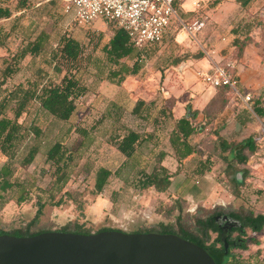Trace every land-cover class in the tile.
I'll return each instance as SVG.
<instances>
[{
	"label": "rangeland",
	"instance_id": "obj_1",
	"mask_svg": "<svg viewBox=\"0 0 264 264\" xmlns=\"http://www.w3.org/2000/svg\"><path fill=\"white\" fill-rule=\"evenodd\" d=\"M28 2L26 10L13 17L14 19L20 16V20L17 22L16 29L18 33L17 35L14 34L15 39L11 36L7 41V46L10 49L15 48L22 37H27L30 34L34 36L41 30L49 31L48 45L55 46L59 36L63 31H66L83 44L85 52L88 54L91 47L85 37L87 30H93L95 34L103 32L100 46L110 36L109 26L105 22L98 20L100 21L99 25L93 23L88 26H78L69 20L70 15L65 14V18L62 0H52L50 2L46 0H28ZM7 3L14 11L15 0H7L5 4ZM261 9L258 10V14L262 12ZM252 13L256 14V11ZM53 16L55 19H53ZM185 18L188 21L195 19L191 16ZM246 18L249 23V30L257 28V34L262 38L261 43L264 45V18L253 20L250 15ZM206 23L205 21V26ZM241 23L244 24V22ZM196 37H198V34ZM176 38V40H169L167 43L164 42L160 46L151 48L142 59L140 72L136 76L126 77L120 84V86H123L121 88L114 84L105 83L101 85L99 77L95 78L94 76L96 69L93 68V64L90 63L87 70L86 66L83 67V62L79 77L86 84L88 90L84 96L75 100L76 110L66 123L53 119L42 111L37 104L33 105L31 115L25 118L23 122L29 123L33 118L32 114H34L36 125L43 130V136L35 141L39 144L40 150L29 165L22 166L16 161L13 163V167L16 169L15 175L18 178H25L34 182L37 189L34 190L35 188H33L31 190L32 197L29 202L16 204L11 198H8L5 203L0 205L1 230L12 231L24 227L34 216L36 196H46L39 190H46L51 185L50 169L48 164L43 161L44 151L48 145L54 140L64 138L67 147H76L82 141V137L75 133V126L91 131L90 127H94L98 120H101L100 124H98L96 130L90 132L91 137L85 140L86 142L83 145L85 148L82 149L81 158L74 162L69 181L64 188L73 195L74 200L65 197L59 207L46 205L39 215L38 223L33 227V231L49 228L58 229L67 222L79 221L85 223L92 232L102 227L134 232L141 228H156L159 223H164L171 225L172 230L175 232L182 228L192 234H199L196 220L204 218L218 206L221 208V212L241 211L239 208H242L244 212L250 210L254 214H264V126L256 121H248L244 124L237 123L239 125L236 127L231 125L235 122L233 113L237 112L238 102L229 95L232 100L230 106L231 116H234L231 118L232 123L230 124L229 120L222 117L218 119L217 123L208 125L203 132H199V134L192 137L191 142L196 144L197 151L182 160L180 165H178L177 159L164 137L170 131L171 121L167 122L163 130L158 131L159 143L154 152L166 150L167 155L162 163L171 172H174L172 174L173 178L169 181V186L160 192H156L151 188L140 191L134 187L139 176V167L134 168L131 163L124 164L123 157L106 140L107 134H102L111 124L110 117H115L117 114L120 115L123 124L133 129L140 131L148 130L147 128L151 129L150 123H146L145 126L140 121L138 124L134 122L130 113L131 104L137 98L150 99L157 97L156 92L163 85L167 84L168 87H171L170 91L175 93H177L176 87L178 84L189 87V82L193 83L195 87H210L203 84L194 72L189 75V58L185 62L182 61L178 66H172L174 59H182L183 56L189 57V40L192 43L196 42L182 30H178ZM98 50L92 53L94 58L102 56ZM3 53L4 50L0 48V54ZM262 59H264V55ZM124 62L129 65L132 63L130 60ZM217 62L219 64L230 62L235 66L234 55ZM105 66L106 64L102 66L100 72L102 76L105 75L107 70ZM262 68L261 80L264 82L263 65ZM159 71H162V73H159ZM45 72L55 77L63 74L59 66L56 67V65H51L39 58H36L34 63L31 64L29 58H26L22 61V70L7 82V87H11V84L25 83L27 80H33L34 78L42 80L45 78V75L42 74ZM160 74L162 75L160 76ZM244 91L253 96L257 92V90L246 87H244ZM258 92H264V89L258 90ZM180 98H185V95L181 94ZM9 107L6 110L7 115H10ZM218 124H223L222 128L226 130L224 134L236 142L251 135L256 137L257 149L253 154L245 153L248 159L246 165L235 166L236 170L244 168L248 172L246 178L237 187L239 190L237 198L233 196L235 187L231 183L235 171L227 173L225 171L226 163L214 155L212 150V134ZM27 141L29 143V140ZM207 157L210 160V169L203 176L196 174L194 168L197 162L205 160ZM140 158L141 166H145V169L150 171L155 162L154 156L145 153L144 150ZM3 162H5V157L0 155V164ZM99 167L108 168L112 172L101 193L94 190L95 172ZM60 195L61 193H56L54 200H57ZM111 199H114V202H111ZM178 207L181 208L180 213ZM246 232V235L240 238L246 240L254 238L258 240V243L250 242L246 251L231 249V252L245 258L243 260L246 261L243 264H264V260L260 257L264 255V227L259 233ZM235 235L236 233L232 236ZM216 236V233L208 231L207 237H203L205 244H212ZM256 250L259 251L258 256H255Z\"/></svg>",
	"mask_w": 264,
	"mask_h": 264
},
{
	"label": "trees",
	"instance_id": "obj_2",
	"mask_svg": "<svg viewBox=\"0 0 264 264\" xmlns=\"http://www.w3.org/2000/svg\"><path fill=\"white\" fill-rule=\"evenodd\" d=\"M6 1L0 0V20L7 19L12 15L10 6L8 3L5 4ZM217 1L214 0L213 3ZM238 1L241 6L245 7L251 0ZM15 3L14 8L20 11L26 9L29 4L28 0H15ZM174 4L179 9V0H175ZM261 11L259 14L258 11L256 14L243 11L247 14H243L232 25L230 29L233 36L232 43L237 47L238 54H240L242 46L249 36V23L246 17L250 15V17H253V20L264 18V6ZM180 14L184 18L187 17L181 11ZM19 17L14 18L16 22L15 27L9 30H5L4 25L0 23V48L4 50V53L0 54V155L5 157V162L0 164V205L5 203L8 198H11L16 204L29 202L32 197L31 190L35 188L34 182L25 178H18L15 175L16 169L13 167V163L16 161L22 166L29 165L40 150L39 144L35 141L43 136V130L36 125L34 114H32L33 118L29 123L26 124L23 122L25 118L31 115L33 105L37 104L42 111L53 119L66 123L71 119L76 110L75 100L84 96L88 90L86 84L79 77L83 62V67L86 66L87 70L89 64H93V68L96 69L95 77L120 85L126 77L139 73L145 54L151 48L156 47L135 48L129 36L122 28L113 22H107L106 24L109 26L111 33L106 42L101 46L103 32L101 31L95 34L93 30H87L85 37L91 47V51L88 54H86L83 44L66 33V31L59 36L55 46L48 45L49 31L41 30L34 36L30 34L27 37H22L16 47L10 49L7 46V41L11 38L12 34L17 35L18 31L16 28L17 22L20 20ZM53 19H55L54 16ZM250 19L252 20V18ZM252 21L251 23H253ZM241 22H244V24ZM177 32L178 29L172 30L165 37L163 43H167L169 40H175ZM96 50L101 52V57L96 56L94 58L92 56V53ZM27 56L31 64L34 63L36 58H39L51 65H56V67L59 66L63 74L55 77L45 72L42 74L45 75V78L42 80L34 78L33 80H27L25 83L11 84V87L8 88L7 82L22 70V61ZM191 56L201 58L203 54L198 51ZM187 58V56H183L182 59H174L172 66H178ZM125 60H130L132 63L130 65L126 64L124 62ZM105 64L108 67L105 66L107 70L105 75L102 76L100 72L102 71V66ZM232 72L236 73L235 67L232 69ZM159 73H162V71H159ZM213 88L214 95L203 108L202 118L200 120L197 119L199 111L193 109L190 102L185 106V109H188V115L185 116L184 114L176 118L172 111L175 104V100L172 97L148 100L139 98L135 101L131 113L144 125L150 123L151 130L140 131L121 122H116V124H112L107 132L102 133L103 135L107 134L106 140L123 157L124 164L131 163L134 168L139 167V176L135 181L134 187L140 191L151 188L156 192H160L169 186V181L174 172H171L162 163L167 152L164 150L154 152V149L159 143L158 130H163L168 121H171V128L164 137L168 141L178 165H180L182 160L190 157L197 151L196 144L191 142L192 137L199 134V132H203L214 121L224 106L231 100L229 96L238 102V109L235 113L237 123L244 124L248 121L264 120V92H258L254 96L252 95V103L250 109H248L238 98L232 96L228 86L222 85ZM239 88L240 90L244 89L241 84H239ZM9 105L11 106L9 107ZM8 107L10 115L6 114ZM100 121L98 120V123L94 127H90L91 131L96 130ZM74 131L82 137V141L76 147H67L64 143V138H62L54 140L44 151L43 161L48 164L52 180L51 185L46 190H39V192L42 191L46 196H36L34 216L24 227L12 231L0 229V234L10 233L16 236H31L51 230L82 234L92 233L85 223L79 221L67 222L58 229L32 230L37 225L38 217L46 205L59 207L65 197L74 200L73 195L64 188L69 181L74 162L81 158L82 149L85 148L83 146L84 142H86L85 140L91 137V131L85 128L75 126ZM212 135V150L214 155L226 163L225 171L227 173H232L231 171L236 170V165H246L248 159L245 153L253 154L257 149L256 137L252 135L239 142H236L232 138H224L219 134L217 129H214ZM27 140H29V143ZM144 150L145 153L153 155L155 158V162L150 171H147L145 166H141L140 157ZM209 169L210 160L207 157L205 160H199L197 162L194 172L203 176ZM239 170L243 172V178L245 179L248 172L244 168ZM111 175L112 172L108 168L99 167L96 170L94 190L97 193L102 192ZM231 183L235 187L233 196L237 198L239 195L238 186L233 179ZM56 193H61V195L57 200H54ZM111 202H114V199H111ZM220 209L218 206L204 218L196 220L199 234H192L182 228H179V231L175 232L172 230L171 225L164 223H159L156 228H141L134 232L177 234L184 239L198 244L212 254L217 255L219 257L218 264H243L246 261L243 260L245 258L234 255L231 249L246 251L250 242L254 244L258 243V240L254 238L246 240L240 237L246 235V231L252 233L262 231L264 227V214H254L250 210L244 212L242 208H239L241 211H226L225 214H227V217L232 219L231 228L236 227L233 228V231L238 232L239 239L233 247L225 250L224 243L221 240L219 241V224L215 222L213 217V214L221 212ZM178 210L180 213L181 208L178 207ZM113 229L110 227H102L96 231ZM208 231L216 233L217 236L212 244L206 245L203 237H207ZM217 243L221 244L217 245ZM258 254L259 251L256 250L255 256H258ZM260 257L264 260V255Z\"/></svg>",
	"mask_w": 264,
	"mask_h": 264
},
{
	"label": "water",
	"instance_id": "obj_3",
	"mask_svg": "<svg viewBox=\"0 0 264 264\" xmlns=\"http://www.w3.org/2000/svg\"><path fill=\"white\" fill-rule=\"evenodd\" d=\"M242 180L241 172H234ZM224 233V232H223ZM224 247L227 242L224 238ZM219 257L173 233L100 230L0 234V264H218Z\"/></svg>",
	"mask_w": 264,
	"mask_h": 264
},
{
	"label": "crops",
	"instance_id": "obj_4",
	"mask_svg": "<svg viewBox=\"0 0 264 264\" xmlns=\"http://www.w3.org/2000/svg\"><path fill=\"white\" fill-rule=\"evenodd\" d=\"M46 1L50 2L52 0H46ZM213 2L214 0H179V9L181 12H183L187 16H191L195 19L200 18L203 19L204 22L205 21L207 22L206 26L204 25L205 28L203 27L197 33L198 37H196L197 34L195 35L196 42L192 43V41L189 40V57H188L189 75L193 74L194 72L199 77V74L211 68V64L213 61L217 62L220 60H225L234 55L236 77L239 80V83L243 87H246L248 89L257 90L256 92L257 94L258 90L264 89V84H262L264 82H262L263 80H261V74L263 72L261 71L263 70L262 65L264 66V59H262L264 55V45L261 43L262 38L260 37L259 34H257V30H258L257 28H254L251 31L249 30L250 31L249 36L245 44L242 46L240 54H238L237 47L232 43L233 36L230 32V29L232 25H234L235 22L243 14H247L244 13L245 11H249V13H252L253 11L257 12L260 8H263L264 0H251L245 7L241 6L238 0H218L216 3ZM10 10L12 13L11 17L0 20V23L4 25L5 30H9L10 28L15 27L16 22L14 21L13 17H15L16 15H20L26 9L21 11L15 9L13 11V9L10 8ZM64 17L66 18L65 14ZM99 22L100 21L95 20L90 24L96 23L97 25H99ZM75 24L78 26H82L81 24H77V23ZM84 25H88V24H84ZM11 36H13L15 39L14 34H12ZM176 39L177 38L175 37V40ZM198 51L202 52L203 57L195 58L191 56L192 54L197 53ZM26 58L29 57L27 56ZM161 75L162 74H160V76ZM100 82L101 85L105 83L113 85V83L106 80H101ZM117 87L121 88L123 86L117 85ZM170 89L171 87H168L167 84L165 86L163 85V87H160L159 90L156 92V95L158 96L150 99H160V98L162 99V98L172 97L175 100V104L173 106L172 111L174 117L176 118L184 114L185 116L188 115V109L186 110L185 106L188 102H190L192 108L197 109L199 111L197 119L200 120L202 118L203 108L206 106V104L210 101V99L214 95L213 87L211 86L195 87L194 84L190 82H189V87L178 84V86L176 87L177 93L170 91ZM181 94H184L185 98L183 99L180 98ZM137 99H135L131 104L130 113ZM142 99L148 100L145 98ZM231 105H232V100H230L224 106L221 113L214 119L212 123H217L218 119L223 117V119L226 118V120H229V123L231 124L232 123L231 118L235 116L234 113H233L234 116H231L232 115V110L230 109ZM131 116L133 117L134 122L138 124L139 120L136 119V117L132 113ZM110 119H111V124L109 128L112 126V124H116V122L122 123L119 114L115 115V117L113 116L110 117ZM256 122H259L262 126H264V120H257ZM231 125H235L236 127L239 124H237L235 119L234 124ZM222 127L223 124H218L214 129H217L219 131V134L224 138L230 139L229 137H227L226 134H224L226 130L223 129ZM109 128H107V130L105 129L104 132H107ZM147 129L151 130L150 128ZM157 135H159V133ZM234 171L241 172L242 180L244 179L243 172L241 170H234ZM232 179L235 180L237 186H239L242 183V180L241 181L236 180L235 177Z\"/></svg>",
	"mask_w": 264,
	"mask_h": 264
},
{
	"label": "built area",
	"instance_id": "obj_5",
	"mask_svg": "<svg viewBox=\"0 0 264 264\" xmlns=\"http://www.w3.org/2000/svg\"><path fill=\"white\" fill-rule=\"evenodd\" d=\"M64 14L71 22L90 24L95 20L113 22L129 36L137 49L163 43L174 29L182 30L195 40V35L204 27L203 19L187 20L175 6V0H62ZM170 27H173L172 29ZM170 29V30H169ZM235 66L213 61L211 68L199 74L200 80L211 86H228L232 96L238 98L248 109L252 95L240 90Z\"/></svg>",
	"mask_w": 264,
	"mask_h": 264
},
{
	"label": "flooded vegetation",
	"instance_id": "obj_6",
	"mask_svg": "<svg viewBox=\"0 0 264 264\" xmlns=\"http://www.w3.org/2000/svg\"><path fill=\"white\" fill-rule=\"evenodd\" d=\"M213 217H214L215 222H217L219 224L218 225L219 231H220L219 232L220 233L219 241L221 240L224 243V240L222 238L224 235V238L227 242L226 250H228L231 247H233L237 243L236 241L239 239L238 232L233 231V228H236V227L231 228L232 219L227 217V214H225V212H217V213L213 214ZM234 233H236V235L232 236ZM220 244L221 243H218V245H220ZM223 246H224V244H223Z\"/></svg>",
	"mask_w": 264,
	"mask_h": 264
}]
</instances>
